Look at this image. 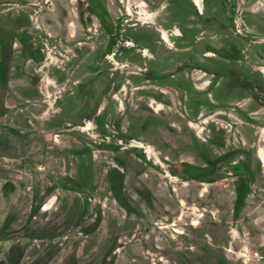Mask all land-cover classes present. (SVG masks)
<instances>
[{
	"label": "rangeland",
	"instance_id": "obj_1",
	"mask_svg": "<svg viewBox=\"0 0 264 264\" xmlns=\"http://www.w3.org/2000/svg\"><path fill=\"white\" fill-rule=\"evenodd\" d=\"M134 2L0 0V264H264V0Z\"/></svg>",
	"mask_w": 264,
	"mask_h": 264
},
{
	"label": "flooded vegetation",
	"instance_id": "obj_2",
	"mask_svg": "<svg viewBox=\"0 0 264 264\" xmlns=\"http://www.w3.org/2000/svg\"><path fill=\"white\" fill-rule=\"evenodd\" d=\"M193 3H194V6H196V8L197 9H199V13H201V9H202V6H201V2H200V0H193ZM133 4H136L135 2H134V0H128V8H127V13L128 14H130V13H132V5ZM141 6H143V5H141ZM140 7V6H139ZM147 20H148V18H146ZM17 21L18 20H16L15 21V23H17ZM17 25V24H16ZM18 31L19 30H17V28H11V31H8V30H4L3 28H0V54H1V50H2V48H3V45H4V43H5V41L7 40V39H10V38H18V39H20L22 42H23V40H24V34H20V33H18ZM76 35L77 36H79V34H77L76 32H75V37H76ZM13 36V37H12ZM162 39L166 42L167 41V39H166V37H162ZM29 53V52H28ZM30 54V53H29ZM31 55V54H30ZM209 55H212V54H209ZM231 57V56H230ZM229 57V58H230ZM254 90H257L256 88L254 89ZM254 90H252V91H254ZM259 92V91H258ZM260 93V92H259ZM262 94V93H261ZM263 95V94H262ZM264 96V95H263ZM58 152V151H57ZM148 153H149V151H147ZM258 157H259V159L264 163V155H263V153H262V151H258ZM238 169V168H237ZM236 169V170H237ZM240 179L241 180H239V184L237 185V200H240V198H241V196H240V193L241 192H245L246 190H247V183H246V181L244 180V178L243 177H240ZM192 225H197V223L196 222H192ZM178 233L179 234H181L182 233V231H179L178 230Z\"/></svg>",
	"mask_w": 264,
	"mask_h": 264
},
{
	"label": "trees",
	"instance_id": "obj_3",
	"mask_svg": "<svg viewBox=\"0 0 264 264\" xmlns=\"http://www.w3.org/2000/svg\"><path fill=\"white\" fill-rule=\"evenodd\" d=\"M103 27H104V25H103ZM223 57L229 58V57L224 56V55H223ZM230 58L231 59H235L236 56H231ZM240 86L242 88H246V89H249V90H254L256 88L260 93H262L264 95V86H254V85L250 84L249 82H241ZM240 196H241L240 200H237V203H236V207L237 208H240L242 206V204H243L244 192H241Z\"/></svg>",
	"mask_w": 264,
	"mask_h": 264
}]
</instances>
